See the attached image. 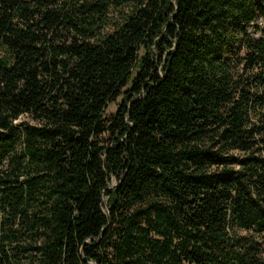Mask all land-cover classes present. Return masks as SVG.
Masks as SVG:
<instances>
[{"label": "trees", "instance_id": "16d2710c", "mask_svg": "<svg viewBox=\"0 0 264 264\" xmlns=\"http://www.w3.org/2000/svg\"><path fill=\"white\" fill-rule=\"evenodd\" d=\"M260 19L0 0V264H264Z\"/></svg>", "mask_w": 264, "mask_h": 264}, {"label": "rangeland", "instance_id": "374dc122", "mask_svg": "<svg viewBox=\"0 0 264 264\" xmlns=\"http://www.w3.org/2000/svg\"><path fill=\"white\" fill-rule=\"evenodd\" d=\"M259 25H263L264 24V20L260 19L258 22ZM253 36L255 38H259L260 37V33H256L253 32ZM123 98H119L118 101L116 103H113L109 106L108 110H107V114L108 116H112L113 114H115L117 112V109L119 107V104L122 102Z\"/></svg>", "mask_w": 264, "mask_h": 264}]
</instances>
